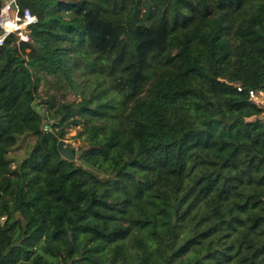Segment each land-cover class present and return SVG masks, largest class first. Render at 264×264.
<instances>
[{
    "label": "trees",
    "instance_id": "trees-1",
    "mask_svg": "<svg viewBox=\"0 0 264 264\" xmlns=\"http://www.w3.org/2000/svg\"><path fill=\"white\" fill-rule=\"evenodd\" d=\"M17 4L36 20L0 44V264H264V0Z\"/></svg>",
    "mask_w": 264,
    "mask_h": 264
},
{
    "label": "built area",
    "instance_id": "built-area-1",
    "mask_svg": "<svg viewBox=\"0 0 264 264\" xmlns=\"http://www.w3.org/2000/svg\"><path fill=\"white\" fill-rule=\"evenodd\" d=\"M36 20L35 15L31 13L28 8L20 10L17 0H3L0 8V44L3 42L5 36L13 34L17 40L28 41L29 39V25ZM10 28L7 29V26ZM240 89V86H238ZM264 94L263 90L255 91L249 90L250 97L256 104H260V97Z\"/></svg>",
    "mask_w": 264,
    "mask_h": 264
},
{
    "label": "rangeland",
    "instance_id": "rangeland-1",
    "mask_svg": "<svg viewBox=\"0 0 264 264\" xmlns=\"http://www.w3.org/2000/svg\"><path fill=\"white\" fill-rule=\"evenodd\" d=\"M259 106L261 107L264 103V94L259 98ZM263 115H264V110H263ZM75 128L69 129L64 140L69 143L73 148H76L78 145L77 140L73 139V135L75 134ZM32 139L30 137H23L21 140H19L18 145L11 151V154L14 155L17 159L21 158L27 149V144L30 143ZM16 163L13 165L15 166Z\"/></svg>",
    "mask_w": 264,
    "mask_h": 264
},
{
    "label": "water",
    "instance_id": "water-1",
    "mask_svg": "<svg viewBox=\"0 0 264 264\" xmlns=\"http://www.w3.org/2000/svg\"><path fill=\"white\" fill-rule=\"evenodd\" d=\"M36 103L37 101L34 100L31 104L32 108H35L36 107ZM261 108L264 110V103L263 105L261 106ZM37 112L38 113H42L41 112V109L38 107L36 108ZM264 117V115H263ZM43 126L45 124V121L42 123ZM57 148L59 150V152L61 153V155H63L64 157H69V158H72L73 157V154H72V149L73 147L71 145H69V143H67L64 139H59L58 142H57Z\"/></svg>",
    "mask_w": 264,
    "mask_h": 264
},
{
    "label": "bare ground",
    "instance_id": "bare-ground-1",
    "mask_svg": "<svg viewBox=\"0 0 264 264\" xmlns=\"http://www.w3.org/2000/svg\"><path fill=\"white\" fill-rule=\"evenodd\" d=\"M8 28H10V26H9V25L7 26V29H8Z\"/></svg>",
    "mask_w": 264,
    "mask_h": 264
}]
</instances>
